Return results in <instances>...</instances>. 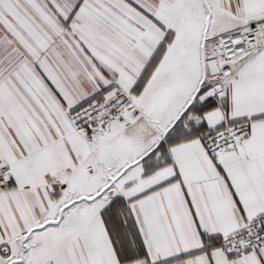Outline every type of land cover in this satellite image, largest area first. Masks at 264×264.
<instances>
[{"label": "snow or ice", "instance_id": "snow-or-ice-1", "mask_svg": "<svg viewBox=\"0 0 264 264\" xmlns=\"http://www.w3.org/2000/svg\"><path fill=\"white\" fill-rule=\"evenodd\" d=\"M0 264H264V0H0Z\"/></svg>", "mask_w": 264, "mask_h": 264}]
</instances>
